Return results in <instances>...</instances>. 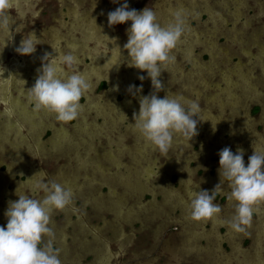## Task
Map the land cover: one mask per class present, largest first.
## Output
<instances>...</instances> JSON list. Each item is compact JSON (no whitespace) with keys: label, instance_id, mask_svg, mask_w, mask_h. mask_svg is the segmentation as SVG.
Masks as SVG:
<instances>
[{"label":"rangeland","instance_id":"1","mask_svg":"<svg viewBox=\"0 0 264 264\" xmlns=\"http://www.w3.org/2000/svg\"><path fill=\"white\" fill-rule=\"evenodd\" d=\"M127 2L137 11L151 8L162 25L183 15L186 31L158 95L197 102L204 121L198 134L190 144L177 138L162 155L133 130L139 102L126 89L146 73L125 63L131 22L108 26L107 13L119 5L10 0L12 29L0 33V226L16 190L30 194L33 177L73 193L68 207L51 214L62 264H264V204L237 233L229 227L227 182L214 199L221 213L211 220L190 218L188 196L190 181L209 194L220 183L224 147L242 149L246 165L254 150L264 151V0ZM29 34L39 45L21 56L15 49ZM45 52L57 62L75 56L76 71L91 84L71 123L34 111L28 99ZM151 91L145 79L142 95Z\"/></svg>","mask_w":264,"mask_h":264},{"label":"clouds","instance_id":"2","mask_svg":"<svg viewBox=\"0 0 264 264\" xmlns=\"http://www.w3.org/2000/svg\"><path fill=\"white\" fill-rule=\"evenodd\" d=\"M111 2L119 6L107 13L108 26L131 22L125 30L127 42L123 48L128 53L125 63L146 73L138 75L140 85L130 84L126 89L127 94L139 102V111L133 113V130L159 153L167 155L177 138L190 144L198 134V123L204 122L199 118L201 109L197 102L170 97L167 93L163 98L158 95L164 91L161 74L173 61L171 53L185 34V19L176 12L170 23L162 25L156 12L149 7L137 11L130 9L127 0ZM10 10V0H0V33L9 31ZM38 45L34 34L23 35L15 51L21 56H31ZM51 57L47 52L41 57L35 83L27 89L28 99L34 111L52 113L58 122L68 124L79 118L80 101L91 84L76 71L75 56L65 54L58 62ZM145 79L150 80L152 89L148 95H142ZM114 90L118 91L119 86H114ZM218 156L220 183L211 194L208 190L196 191L199 185L190 181V218L204 221L218 216L221 207L214 199L222 191V184L227 182V199L234 204L229 227L242 233L251 224L254 208L264 204V151L254 150L247 165L242 149L233 153L230 147H224ZM32 178L28 179L30 194L17 195L16 190L18 199L9 201L4 212L7 222L0 226V264H62L60 249L53 243L51 214L68 207L73 193L55 181H33ZM36 192L43 195L36 198L31 194Z\"/></svg>","mask_w":264,"mask_h":264},{"label":"bare ground","instance_id":"3","mask_svg":"<svg viewBox=\"0 0 264 264\" xmlns=\"http://www.w3.org/2000/svg\"><path fill=\"white\" fill-rule=\"evenodd\" d=\"M26 4V3H25ZM11 20V19H10ZM14 20V19H13ZM12 21V20H11ZM15 25V24H14ZM10 29H12L11 27H10ZM10 34V33H9ZM14 37V36H13ZM20 37V36H19ZM13 41V40H12ZM18 41V40H17ZM15 44H16V42H15ZM18 44V43H17ZM54 47V46H53ZM55 49V48H54ZM49 50V49H48ZM51 53V52H50ZM54 55H55V53H54ZM57 56V55H56ZM5 73V72H4ZM10 73V72H9ZM8 76V75H7Z\"/></svg>","mask_w":264,"mask_h":264},{"label":"flooded vegetation","instance_id":"4","mask_svg":"<svg viewBox=\"0 0 264 264\" xmlns=\"http://www.w3.org/2000/svg\"><path fill=\"white\" fill-rule=\"evenodd\" d=\"M77 13H78V11H76ZM78 15H79V13H78Z\"/></svg>","mask_w":264,"mask_h":264}]
</instances>
